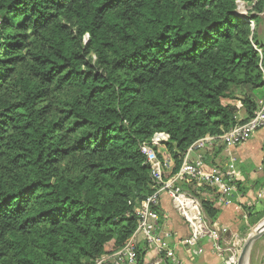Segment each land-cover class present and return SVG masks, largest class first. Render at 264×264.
Listing matches in <instances>:
<instances>
[{"label": "trees", "instance_id": "trees-1", "mask_svg": "<svg viewBox=\"0 0 264 264\" xmlns=\"http://www.w3.org/2000/svg\"><path fill=\"white\" fill-rule=\"evenodd\" d=\"M239 1L0 0V264L117 253L154 192L141 145L168 133L176 173L178 154L254 116L264 45L248 20L264 0H245L252 17ZM182 188L217 224L219 193Z\"/></svg>", "mask_w": 264, "mask_h": 264}, {"label": "built area", "instance_id": "built-area-1", "mask_svg": "<svg viewBox=\"0 0 264 264\" xmlns=\"http://www.w3.org/2000/svg\"><path fill=\"white\" fill-rule=\"evenodd\" d=\"M239 3V2H238ZM252 29H255L253 20H248ZM261 54V50H258ZM238 118V123L232 129L219 136L206 135L196 141L186 152L178 154L182 164L178 172H174L176 160L170 153L169 144L171 137L166 132L155 133L148 142L141 145V152L146 157L152 178L154 192L134 212L137 217L138 226L128 244L113 255H103L94 264H138V249L145 245L153 259L150 264H165L172 262L178 264L172 241L177 233L167 228L165 222L167 216L160 211L161 199L168 195L171 199L175 212L188 225L190 234L185 239H180L178 244L186 249L191 255L202 254L200 248L202 241L213 243L215 250L220 251L219 242L228 233L226 227L212 223L206 216L201 202L190 191L184 190L182 184L191 181L197 187L207 185L215 189L219 195L220 205H229L233 198L243 197L238 191L239 171L235 160L229 161L226 166H214L206 168L204 156L208 151L222 147L226 150L234 149L249 141L253 135L264 127V102L248 121L243 122ZM193 156L194 159H193ZM242 195V196H241ZM264 197V191L260 192L257 200ZM252 201L244 203L246 207L251 206ZM235 238L239 239L238 236ZM233 246L235 245V240ZM233 250L223 249V252ZM226 264H237L235 255L229 256Z\"/></svg>", "mask_w": 264, "mask_h": 264}, {"label": "crops", "instance_id": "crops-1", "mask_svg": "<svg viewBox=\"0 0 264 264\" xmlns=\"http://www.w3.org/2000/svg\"><path fill=\"white\" fill-rule=\"evenodd\" d=\"M255 98L259 104L264 102L262 96H255ZM244 116V112L239 114L240 119H243ZM263 159L264 127L257 131L249 141L234 149L226 150L219 147L205 153L206 168H212L216 165L223 167L229 161L235 160L239 171L237 184L242 185L247 190V194L241 193L243 195L242 198L235 196L229 205L219 204L221 211L217 224L228 229L225 238L219 242L221 252L215 250L213 243L206 240L200 243V248L203 249L202 254L191 255L187 253L186 249L178 244V242L180 239H185L189 236L190 230L188 225L175 212L170 197L168 195L162 197L160 211L163 216H167L165 224L167 228L177 233V237L172 241V247L175 249L178 264H226V260L229 257L227 253L229 251L223 252V249L229 250L233 246V240L236 239L235 236H238L239 232L243 233L244 229L245 231L252 229L249 225L251 221V218H249L250 212L246 211L241 204L244 205L247 200H251L252 204L248 207L253 209L251 210L253 213L264 208V197L261 200H257L258 194L264 191ZM139 248H142L146 253L145 264H150L153 256L146 251L145 245H140ZM249 263L264 264V237L257 241L256 245L252 248ZM171 264L173 263L171 262Z\"/></svg>", "mask_w": 264, "mask_h": 264}, {"label": "rangeland", "instance_id": "rangeland-1", "mask_svg": "<svg viewBox=\"0 0 264 264\" xmlns=\"http://www.w3.org/2000/svg\"><path fill=\"white\" fill-rule=\"evenodd\" d=\"M255 1V0H254ZM237 13L242 16V17H252L256 14V12L254 11V3L252 2H248L245 0H241L238 3V9H237ZM261 20L260 21H254L255 23V28H256V33L260 36V39L264 45V13L260 15ZM263 165H264V159H263ZM264 219H262L256 226L252 227V229L249 231H243V233L239 232V239H235V245L231 247V249L233 250L232 252H228L227 255L228 256H232L235 255L237 260H238V256L242 250V247L244 245V242L246 241L247 237L252 233V231L255 230V228L263 221ZM263 238V237H262ZM261 238V239H262ZM257 243V242H256ZM255 243V245H256ZM254 245V246H255ZM250 264V263H249Z\"/></svg>", "mask_w": 264, "mask_h": 264}, {"label": "water", "instance_id": "water-1", "mask_svg": "<svg viewBox=\"0 0 264 264\" xmlns=\"http://www.w3.org/2000/svg\"><path fill=\"white\" fill-rule=\"evenodd\" d=\"M262 237H264V224L262 226L258 225L247 237L238 256L237 264H249L252 248Z\"/></svg>", "mask_w": 264, "mask_h": 264}, {"label": "bare ground", "instance_id": "bare-ground-1", "mask_svg": "<svg viewBox=\"0 0 264 264\" xmlns=\"http://www.w3.org/2000/svg\"><path fill=\"white\" fill-rule=\"evenodd\" d=\"M264 224V220L259 224V226H262Z\"/></svg>", "mask_w": 264, "mask_h": 264}]
</instances>
